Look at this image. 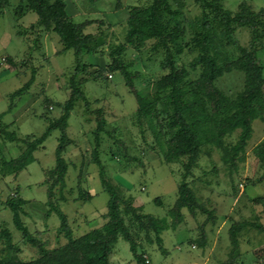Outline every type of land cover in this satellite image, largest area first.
Listing matches in <instances>:
<instances>
[{"label":"rangeland","instance_id":"374dc122","mask_svg":"<svg viewBox=\"0 0 264 264\" xmlns=\"http://www.w3.org/2000/svg\"><path fill=\"white\" fill-rule=\"evenodd\" d=\"M183 1L186 41H189V21L200 14L201 8L194 0ZM243 1L250 2L255 9H264V0H225V6L236 11ZM66 2L75 22H93L85 31L94 35L93 46L98 45L99 52L83 56L86 67L80 79L89 107L86 101L80 100L72 111L71 141L64 153L69 170L65 187L55 189L57 208L65 212L77 236L107 221L110 196L103 188L100 167L93 153L97 144L96 110L102 109L107 132L102 133L100 159L111 182L127 201L142 206L144 212L160 218L166 227L162 233L164 252L153 231L148 232L153 239L150 242L147 232L135 226L138 244L144 249L145 258L150 260L147 264H217L225 260L232 247L229 228L234 222L249 221L264 226V154L258 146L264 144V121H255V132L245 158L237 162L233 171L224 161L222 150L212 144L204 146L199 164L188 180L200 200L217 215L218 221L216 224L208 222L207 214H193L185 208L184 222L174 229L169 210L178 197L183 164L165 161L159 141L138 116V102L126 79L109 68L113 61L111 51L127 45L119 57L132 61L133 69L140 71L141 76L135 81L138 89L148 96L155 93L157 79L162 75V51L153 49V41L140 48L127 43L132 8L148 5L151 0ZM19 4L20 0H9L0 10V143H5L0 156L6 158L18 157L27 146L26 140L41 136L52 120L61 117L62 104L70 97V79L77 67L75 51H63L59 35L37 27V14L20 8ZM36 33L39 40L32 51ZM237 34L241 42H247L251 36L247 28ZM224 51L235 57V48L227 47ZM195 55L196 52L187 49L181 58L190 69L188 81L191 85L202 72V67L196 70L190 67ZM244 81L242 72L233 71L216 83L226 94L236 97L244 88ZM26 85L28 89L21 96L12 98ZM4 131L15 132L20 141L6 139ZM239 135L240 131H236L226 138V143L233 145ZM59 137L60 131H54L35 151L36 160L19 174L0 172V231L5 227L13 231L14 240L21 248L20 255L25 260L38 257V252L21 241L22 234L15 226L13 212L6 205L9 197H23L29 201L21 216L33 232H42L50 248L66 242L64 233L58 231L61 219L57 211L46 216L50 209L47 205L49 184L44 181L56 165ZM87 194L91 197L87 198ZM204 222L209 239L206 248L198 244ZM240 245L246 264H264V230L246 226L240 233ZM111 259L113 264H138L130 243L123 238L118 241Z\"/></svg>","mask_w":264,"mask_h":264},{"label":"trees","instance_id":"16d2710c","mask_svg":"<svg viewBox=\"0 0 264 264\" xmlns=\"http://www.w3.org/2000/svg\"><path fill=\"white\" fill-rule=\"evenodd\" d=\"M201 8L200 14L189 21L191 37L186 41L187 19L183 0H151L145 6H134L128 20L127 43L140 48L148 41H153V49L162 51L160 62L162 75L157 79L155 93L145 95L136 86L140 71L134 70L132 61L119 57L127 45H121L111 51L113 58L109 68L113 73H121L126 84L134 93L138 102V116L143 119L159 141L167 163L182 162L184 171L179 184L178 197L169 210L174 229L185 220L184 209L193 214H207V221L217 223L218 217L205 202L200 200L191 187L189 178L198 166L204 146L212 144L223 152L224 161L231 171L239 160L245 158L247 147L253 138L257 120L264 121V9H255L248 1H243L236 11L225 6V0H194ZM9 0H0L2 6ZM20 8L34 12L38 16L36 26L48 33H57L63 45V51L74 50L77 67L70 79L71 94L62 104L60 118L52 120L46 131L33 140H26V148L18 157L0 156V172L4 175L19 174L36 160L35 151L45 143L56 130L60 131L56 149V165L49 171L44 181L48 185L50 207L46 213L50 217L53 210L61 219L59 232L64 233L66 242L50 248L42 237V232H33L22 218L24 206L29 201L23 197H9L6 205L13 212L16 228L22 234V242L37 249L38 257L25 260L21 257V248L14 240L13 231L5 227L0 231V264H113L112 255L120 238L130 243L134 260L138 264H147L145 251L138 244L134 229L147 232L150 242L153 239L149 231L156 234L160 248L165 252L162 233L166 230L162 220L144 212L142 206H136L125 199L124 194L115 186L107 173L105 164L100 159L102 133L107 132L106 118L102 109L96 110L97 129L94 160L100 167V178L104 190L110 198L107 204V221L99 227L91 228L86 233L75 235L65 212L58 209L55 202V189L66 185L69 163L64 156L71 141L69 126L72 111L80 100L88 97L82 88L80 75L85 71L83 56L98 53V45L93 46L94 35L85 31L92 21L75 22L68 13L66 0H20ZM247 28L251 32L247 42H241L238 31ZM39 36L32 46L38 43ZM227 47L236 50L235 57L225 53ZM187 49L196 52L190 63L192 70L202 67V72L194 85L188 81L190 69L182 62V55ZM12 63L14 59H10ZM239 71L244 74V88L236 97L226 94L217 80L226 73ZM29 85L17 90L12 98L21 96ZM11 109V107H10ZM240 131L236 143L228 145L226 138ZM5 138L20 141L15 132L4 131ZM5 142V141H4ZM3 142V143H4ZM5 143H0L1 149ZM264 154V144H259ZM90 194H87V198ZM263 199V197H261ZM161 203L160 199H156ZM206 221V222H207ZM203 223L202 237L198 244L206 248L209 242ZM246 226L264 230V226L249 221H236L229 228L231 250L225 260L217 264H246L243 261L240 245V233Z\"/></svg>","mask_w":264,"mask_h":264}]
</instances>
